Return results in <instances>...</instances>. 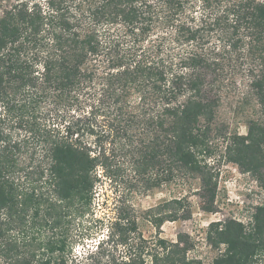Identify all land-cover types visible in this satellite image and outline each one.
I'll return each instance as SVG.
<instances>
[{"label": "trees", "instance_id": "trees-1", "mask_svg": "<svg viewBox=\"0 0 264 264\" xmlns=\"http://www.w3.org/2000/svg\"><path fill=\"white\" fill-rule=\"evenodd\" d=\"M225 105L250 109L244 133L219 119ZM217 138L264 193V0H0V264H197L188 234L131 246L122 192L96 219L95 251L75 257L71 229L102 178L195 180L213 213ZM155 208L156 227L191 214L179 197ZM205 241L211 264H264V198L246 222L209 223Z\"/></svg>", "mask_w": 264, "mask_h": 264}, {"label": "rangeland", "instance_id": "rangeland-1", "mask_svg": "<svg viewBox=\"0 0 264 264\" xmlns=\"http://www.w3.org/2000/svg\"><path fill=\"white\" fill-rule=\"evenodd\" d=\"M249 115V108H245L241 112L225 105L220 109L219 119L223 120L225 126L229 124V129H237L240 133H244V121ZM56 119V123L61 122L60 117ZM55 121L52 123L55 124ZM212 146L213 155L208 160L213 164L217 181L213 213H205L202 210V201L196 193L198 182L195 180L181 181L180 183L172 182L171 185H164L160 190L143 191L134 185L128 184L117 187L107 179L102 178L103 180L101 179V182L94 187V198L90 206L93 210V216L91 214L90 216L86 215L82 219V227L79 218H77L71 229V241L75 243L72 253L75 257L82 258L87 253L86 251H95L97 240L104 238L107 226L100 224L96 219L106 222L107 219L113 218L117 204L116 194L122 192L125 201L131 207V214L135 216L136 230L132 234L131 246L138 244L139 238L146 240L151 246L156 238L174 241L177 234H188L193 242V247L187 253V256L195 258L197 264H211L215 252L205 241V233L209 223L226 218H235L241 222H246L252 208L262 203L264 198L261 185L254 175L243 171L236 164L223 158L225 146L223 139L217 138L212 142ZM28 161L26 159L23 165H27ZM23 176V171H19L18 177L21 182L24 179ZM115 190L118 191L115 193ZM178 197L185 199L189 204L191 214L188 219L164 221L159 227L152 224L147 211L150 208H155L160 203L166 204L171 199ZM172 208L170 205L169 209ZM157 212L159 211L156 210L155 213ZM50 235L51 232L46 230L41 234L39 240H44ZM16 236L19 240L23 235ZM31 245L33 246L35 243L32 242ZM40 253L38 256H40ZM0 263H2L1 260ZM4 264L6 263L4 262Z\"/></svg>", "mask_w": 264, "mask_h": 264}]
</instances>
